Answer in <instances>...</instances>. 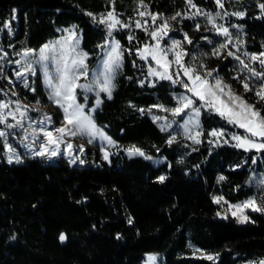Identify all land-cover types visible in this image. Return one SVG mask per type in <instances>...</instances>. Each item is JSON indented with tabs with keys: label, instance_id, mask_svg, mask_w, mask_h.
<instances>
[{
	"label": "trees",
	"instance_id": "16d2710c",
	"mask_svg": "<svg viewBox=\"0 0 264 264\" xmlns=\"http://www.w3.org/2000/svg\"><path fill=\"white\" fill-rule=\"evenodd\" d=\"M193 3L201 13L219 11L224 17L223 23L219 17L215 22L229 29L233 41L219 56L212 53L225 37L203 14L193 15L196 9L186 0H144L147 12L168 20L169 35L179 39L187 53L186 65L201 75L215 69L214 76L264 115V101L258 102L255 95L261 81L227 55L232 51L249 67L264 71L259 61L245 55L264 52V13L257 0H223V9L216 0ZM113 9L130 27L111 31L121 45L122 64L114 75L111 99L102 96L92 119L116 143L117 151L108 164L97 148L88 147L84 167L62 159L55 165L40 159L0 163V264H140L150 253L159 254L162 264H258L264 258V214L248 211V221L239 224L228 212V205L260 193L246 186L252 156L210 138L213 129L233 130L213 113L201 114L199 144L179 135L168 143L173 133L161 131L150 115H161L155 105L174 107L173 94L179 88L152 81L148 75L152 64L137 57L138 48L153 43L148 32L154 27L150 16L138 15L145 11L138 0H0V51L37 50L75 25L87 65L93 67L109 35L99 19ZM237 11L245 15H231ZM177 12L181 16L172 20ZM137 20H146L148 31L136 28ZM185 33L191 44L184 40ZM201 63L206 69L199 67ZM245 77L253 91L245 92ZM36 91L42 92L38 79ZM133 147L147 158L159 156L165 162L155 167L142 157L127 158L125 151ZM160 176L165 177L163 182ZM214 197L223 200L217 204ZM62 233L64 241L59 239ZM195 251L215 259L197 257Z\"/></svg>",
	"mask_w": 264,
	"mask_h": 264
},
{
	"label": "snow or ice",
	"instance_id": "6c2138e0",
	"mask_svg": "<svg viewBox=\"0 0 264 264\" xmlns=\"http://www.w3.org/2000/svg\"><path fill=\"white\" fill-rule=\"evenodd\" d=\"M186 3L189 8L196 9V12L193 15L203 14L207 22L212 25L213 30L216 31L218 35H222L225 37L224 43H221L218 48H216L212 55L219 56L221 54V50L227 49L228 44H231L233 41V37L229 32L227 27H224L222 24H216L215 20L217 17L223 18L221 12H216L215 15L212 13L204 12L201 13V10L193 3V0H186ZM258 7L262 13H264V3H260L257 0ZM138 4L140 7L144 8L145 11H141L138 13L140 17H144L145 15L150 16L154 27L148 34L150 35L153 41H156L155 44H144L143 48H138L137 55L141 60L147 61L149 57L153 61H155L156 67H152L149 65L148 67V75L158 77L162 80H170L173 84L180 83L187 90V92L191 93V96L187 95H178L175 97L177 101V106L173 108H164L163 105H155L154 107L161 108L164 111L171 112L173 116H180L185 113L186 110H190L192 116L189 121L183 125L184 134L187 138L192 139L194 143H199V140L190 134L189 124L195 123L196 128H199V115L201 109H206L209 111L216 112L221 118L227 120L229 124H232L238 128L244 129L245 135L239 134H231L232 140L236 143L234 147L243 148L245 151L256 149L257 151L264 150V115L261 114V110L257 109L254 104H249L245 99H243L240 95H237L232 92L231 87L225 84L222 78H215V83H209L208 77H212L213 72L216 70H206L203 75L200 74L198 69L194 66H188L183 62V57L187 55L185 50L183 49L182 42L180 40L172 39L170 46L162 47L160 41L168 36V32L171 26L168 23L167 19L162 18L159 14H153L151 12H147V5L144 4V0H138ZM216 4L220 9L224 8L223 0H216ZM88 15H92L88 13ZM223 15H229V13L224 12ZM231 15L237 17H243L245 15L244 12H233ZM178 16H181L180 12H177L174 16L171 17L172 20H175ZM191 18V17H188ZM95 19V17H94ZM158 19H162V23L156 24ZM99 23L105 24L109 29V35H111V31L117 26L122 28L130 27L129 24L123 23L118 19L115 14V11H109L106 15H102L99 19ZM147 25V21L145 20L143 23L140 20L135 22L136 28H143L145 31H148V28L145 27ZM7 26V25H6ZM197 29H199V25H197ZM133 36L129 35L128 40L132 41ZM184 40L189 44L192 41L188 38L187 34L184 35ZM71 41V43H70ZM237 43H242L237 37ZM56 45H59L62 49L60 57L57 59L55 55L49 56V52L55 53ZM78 47V38L75 32H69L68 36L65 37L61 41H57L53 45L45 44L39 50V59L36 63L41 64L45 81L48 87L51 89L48 99L53 103L58 105L64 113V122L65 126L56 128L55 132L59 135L53 138V133L45 130L42 126L40 131L43 133L45 138V143L40 144L39 151L35 153V155L44 156L46 153L55 156L58 151V147L60 143H63V137L65 135L76 136L77 134L86 135L89 137L88 142L92 143V140L96 135H100L104 139L107 140L109 145H115V142L111 140V138L104 135L102 130L98 129L90 115L85 114L84 105L77 103L76 98V89H84L86 91H94L93 85L97 86L99 92H104L108 95V98L111 99L112 89L114 87L112 81L114 79V73L116 69L121 67L122 59H123V51L121 50V45L119 41H113L111 43L110 51L107 53V59L104 61V72H103V80L96 79L91 83L79 84L77 81L80 76H87V65L84 63L87 58V53H82L77 50ZM239 51V48H237ZM169 52L174 56V60L168 59ZM34 50L33 49H25L22 54V59L25 61L22 71H18L16 73L17 77H22L24 73H31L32 75L36 74V68L33 65V57ZM228 56H234L239 64L242 66V70L247 71L251 77H255L256 79L261 81V84L258 88L255 89V95L258 98V102L264 101V71H257L254 67H249L248 64L245 63L244 60L240 58V56H236L232 51L227 52ZM246 56H249L250 61H259L260 67L264 69V52L259 54H248L245 53ZM69 57H71V61L69 62ZM52 60L56 67L55 71L57 73V79L59 83L53 84V77L49 74L47 61ZM196 57H193L195 60ZM15 63L20 64V61L17 60ZM173 63L177 66L176 71L173 73L170 71ZM200 68H205L206 66L201 63L199 65ZM183 73L184 76L187 77V82L180 79V74ZM235 79H239V77H234ZM249 77H245V80L242 81L245 92L253 91V88L249 86L247 82ZM143 84V81H141ZM27 83L25 87H27ZM34 91V89H33ZM86 99V97H85ZM200 102V106H196V102ZM101 101L97 99V105ZM7 104H0V108H6ZM17 111H19V105L17 107ZM141 112L144 109H140ZM150 111V110H149ZM9 116H15L13 113L9 112ZM21 117L25 115L24 112L20 113ZM46 120L50 121V117H46ZM160 117H154V120H159ZM6 117L3 113H0V123H5ZM43 124V122H41ZM71 125V128L68 126ZM22 127L21 122L18 120L16 125L8 124L7 127ZM171 127V124H165L161 127V131H165L167 128ZM200 132H197V135H200ZM209 135L212 137H222L225 135L223 130L213 129L209 132ZM6 136V133L0 131V137ZM27 138V137H25ZM258 138V139H257ZM175 136H170L168 143L171 144L175 141ZM227 143V141H225ZM49 146H55L49 149ZM73 146L71 143L67 144V148L71 149ZM103 150V149H102ZM11 151V149H9ZM80 151H83V146H81ZM130 155H141L144 153L139 148H130L128 150ZM104 159H108V154L105 152ZM9 162H11V157L9 158ZM73 163L75 160L72 161ZM83 163V161H81ZM159 181L163 182L165 180L164 176H160ZM220 179H224L220 177ZM264 184V181H261ZM264 199V198H262ZM223 200V197H214V202L219 204ZM225 203H227L225 201ZM229 210H231V214L234 217H237L240 222H246L249 217L244 214L245 209H251L252 211L262 212L264 213V207H260L257 205L256 198H250L243 201L240 204L229 205ZM219 215V213H218ZM61 241L66 239V236L62 233L59 237ZM207 260H214L215 257L212 255H208L205 257ZM154 259V257H153ZM259 264H264V261H260Z\"/></svg>",
	"mask_w": 264,
	"mask_h": 264
},
{
	"label": "rangeland",
	"instance_id": "374dc122",
	"mask_svg": "<svg viewBox=\"0 0 264 264\" xmlns=\"http://www.w3.org/2000/svg\"><path fill=\"white\" fill-rule=\"evenodd\" d=\"M223 20L224 17L221 19L220 22L223 23ZM156 24L157 25L160 24L158 20L156 21ZM69 32L76 33V36L78 38L77 50L79 52L84 53L81 50V46H80V31L77 29L75 25H70L69 27L64 28L61 31V35L59 37L50 39L45 44L53 45L57 41H61L65 37H67ZM172 39L179 40L174 36L169 35L168 32V36L164 37L160 41L161 46L162 47L170 46ZM113 41H116L115 38L112 35H107L105 43L102 47L101 59L95 66L88 67L85 59L84 63L87 65V76L86 77L80 76L77 83L85 84V83H91L96 79L103 80L104 61L107 59V53L110 51L111 43ZM155 43L156 41H153V43L151 44H155ZM143 46H141L140 48H143ZM40 48L34 50V54L32 57L33 65L36 68V74L32 75L31 73H24L22 77H17L16 73L18 71H22L23 69L25 61L22 59V55L19 54H22L26 48L20 49L16 54L13 53L8 54L6 52L0 51V104H7L6 108H0V113H3V115L6 117V122L0 123V131L6 133V136L0 137V163H5L7 165H20L26 163L29 159H40L45 164L55 165L59 160L62 159L66 161L70 166L84 167L88 165L85 158H86V149L89 147V148H97L100 159L110 164L111 157H113L115 155V152L117 151L116 143L115 145H109L107 143V140L101 137L100 135H96L95 138L92 140V143L88 142L89 137L86 135H80V134H77L76 136L65 135L63 137V143L59 144L58 151L55 156H51L47 153L44 156L35 155V153L39 151L40 144L45 143V138L43 136V133L40 131V128L42 126L45 128V130L53 133V138L59 135L58 133L55 132V129L65 126L63 110L58 105H56L55 103H53L51 100L48 99L51 89L48 87L45 81L41 64L36 63V61L39 59ZM61 52L62 49L60 48V46L56 45L55 53L49 52L48 55L50 57L55 55L58 59L60 57ZM137 57L139 58L138 55ZM168 59L174 60V56L172 55L171 52H169L168 54ZM17 60L20 61V64L15 63V61ZM70 61H71V57H69V62ZM145 62H149L150 64H152L151 66L154 68L156 67L155 61H153L151 57H149L148 60ZM45 63H47L49 74L53 77V84L59 83L58 79L56 78L57 73L55 71V67H56L55 63L51 59ZM176 67L177 66L173 63L170 71L174 73L176 71ZM118 69H116V71ZM149 77L152 81H162V79H159L158 77H154V76H149ZM215 78L217 77L214 75H212V77H208L209 83L214 84ZM36 79L39 80V83L42 88V92L36 91ZM180 79L187 82V77L184 76L182 72L180 74ZM164 81L169 82L173 87L179 88L178 89L179 92L173 94V98L175 100L174 107L177 106V101L175 99L176 96L181 94L191 96V93L187 92V90L182 86V84L180 83L173 84L170 80H164ZM223 82L230 86L228 82L226 81ZM26 83L28 85L27 87H25ZM93 87L95 89L94 91H86L80 88L76 89L77 103L84 105L85 114L90 115L91 117L93 116L95 110L100 106L102 102V96L108 98V95L106 93L99 92L97 86L93 85ZM19 88H21L23 91L27 90L28 92H21ZM231 90L233 93L240 95L232 87ZM90 99L92 100L91 107L89 106ZM97 99L101 101L98 105H97ZM18 105H19V111H17ZM196 106L197 107L200 106L199 101L196 102ZM157 109L160 110L161 115L152 114L150 116L154 121V123L160 129L165 124H171V127L167 128L165 131H169L173 133V136L179 135L180 137L189 140L193 144H199L201 141L200 140L201 134L197 135V132L201 133V114L205 112V113H213L218 115L214 111L201 109L198 118L200 127L196 128L195 123L189 124L190 134L192 136H195L199 140V143H194L192 139L187 138V136L184 134V129H183V125L186 122H188L190 117L192 116L190 110H186V112L181 114L180 116H173L171 112L164 111L161 108H157ZM9 112L13 113L15 119H13V116L8 115ZM21 112L25 113L23 117H21L20 115ZM46 117H50L51 118L50 121L46 120L45 119ZM154 117H160V119L154 120ZM18 120L21 122L22 127L20 126L11 127V128L7 127L8 124L16 125ZM41 122H43V124H41ZM225 122L228 126L233 128V130L228 131L227 129L220 128L218 130H223L225 135L219 138L210 136V138H212L215 143L230 144L231 146L234 147L236 142L232 140L231 134L235 133L239 135H245L246 133L244 129L229 124L227 120H225ZM68 127L71 128V125H69ZM96 127L102 130L100 127L98 126ZM102 132L104 133L105 136H107L103 130ZM225 141H227V143H225ZM68 143L72 144L73 147L71 149L67 148ZM81 146H83L82 152L80 151ZM52 147L55 146H49V149H51ZM234 148L243 151L246 154H251L252 158L250 160V165L247 167L249 169V177L246 186L248 187L251 186L255 191H260L259 195L255 196L254 198H256L258 206L264 207V199H262L264 198V184L261 183V181H264V158H263L264 156H262L264 150L257 151L256 149H251L245 151L243 148H238V147H234ZM9 149H11V151H9ZM128 150L129 149L125 151V156L127 158L142 157L145 160L149 161L155 167L165 162V159L163 157L158 156L154 158H147L144 155L143 156L138 154L130 155ZM105 152H107L108 154L107 160L104 159ZM10 157H11V162H9ZM73 160H75L74 163L72 162ZM81 161H83V163H81ZM246 162L247 160H244L243 164H245ZM241 167L242 166L240 165L236 169L238 170ZM242 202H238L236 204H240ZM248 211H252V210L245 209L244 214L247 215ZM228 212L231 214V210H229V207H228ZM252 212H257V211H252ZM235 218L239 224H245L248 221L247 220L246 222H240V220L237 217ZM194 255L197 257L205 258L209 254L202 253L200 251H195ZM260 261H264V258L260 259L259 262ZM140 264H162V259L159 254L150 253V254H146L143 257V260L140 262Z\"/></svg>",
	"mask_w": 264,
	"mask_h": 264
},
{
	"label": "bare ground",
	"instance_id": "6f19581e",
	"mask_svg": "<svg viewBox=\"0 0 264 264\" xmlns=\"http://www.w3.org/2000/svg\"><path fill=\"white\" fill-rule=\"evenodd\" d=\"M249 160V159H248Z\"/></svg>",
	"mask_w": 264,
	"mask_h": 264
}]
</instances>
